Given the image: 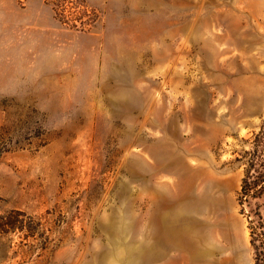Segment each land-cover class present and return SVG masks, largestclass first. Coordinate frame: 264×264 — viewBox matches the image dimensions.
<instances>
[{"label":"rangeland","instance_id":"1","mask_svg":"<svg viewBox=\"0 0 264 264\" xmlns=\"http://www.w3.org/2000/svg\"><path fill=\"white\" fill-rule=\"evenodd\" d=\"M82 1L0 0V264H253L264 0Z\"/></svg>","mask_w":264,"mask_h":264},{"label":"trees","instance_id":"2","mask_svg":"<svg viewBox=\"0 0 264 264\" xmlns=\"http://www.w3.org/2000/svg\"><path fill=\"white\" fill-rule=\"evenodd\" d=\"M53 5L60 20L70 24L66 11L69 8L86 7L82 0H46ZM85 9V8H84ZM89 10H85V12ZM77 21V20H76ZM76 26V24H72ZM244 175L239 191L238 201L248 221L250 244L255 256L253 264H264V216L261 202H264V116L259 129L249 141V149L242 154ZM11 228H21L22 224L5 222Z\"/></svg>","mask_w":264,"mask_h":264}]
</instances>
